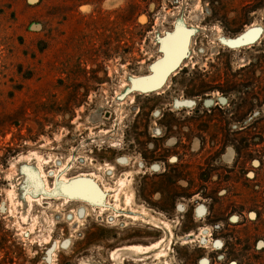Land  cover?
I'll list each match as a JSON object with an SVG mask.
<instances>
[{
    "label": "rangeland",
    "instance_id": "374dc122",
    "mask_svg": "<svg viewBox=\"0 0 264 264\" xmlns=\"http://www.w3.org/2000/svg\"><path fill=\"white\" fill-rule=\"evenodd\" d=\"M247 1L0 0V264H264V65L231 51L258 32L239 47L220 37L229 50L205 24L216 2L223 27ZM177 29L190 31L186 57L161 88L135 89ZM215 82L242 85L231 99L260 114L243 122L176 106ZM126 173L135 221L123 193L113 208ZM83 175L102 205L61 191L62 177ZM163 238L165 257H112Z\"/></svg>",
    "mask_w": 264,
    "mask_h": 264
},
{
    "label": "flooded vegetation",
    "instance_id": "af4514ba",
    "mask_svg": "<svg viewBox=\"0 0 264 264\" xmlns=\"http://www.w3.org/2000/svg\"><path fill=\"white\" fill-rule=\"evenodd\" d=\"M122 1H124V0H122ZM207 5H209V4H207ZM186 6H187V4H186ZM220 7H221L220 3L216 2L212 8L208 9V12H209L208 17H211V19H209L207 22H205L204 17L199 19L198 15H202L203 14L202 11L197 12V16H193V17H195L194 19L196 21H199V23L204 21L206 25H211L213 23H217L215 25L213 24L211 27V28H213V30L215 32L212 35L217 34V37H215V41L220 43V45H222L225 49H229V48L224 46L221 43L220 37H224V38L231 39V40H237L241 35L246 33L248 30H253V29L258 30V35H257V38H256L254 43H251L250 45L242 47V48L238 49L237 51H234L231 49H229V50H231L233 53H235V55H236V53H238L239 55L240 54H247L249 57H251V56L253 57V55L259 56L260 64L263 67V65H264L263 64V62H264V0H249L245 4H243L240 8L234 7L233 11L231 13V20L229 22L225 23V25L223 27H219L220 24H223V23L220 22L219 19H217V14L220 15ZM218 10H219V12H218ZM186 13H188L187 7H185L183 9V12H182L183 18L186 17ZM258 22L260 24H258ZM177 25H179V23ZM216 25H219V26H216ZM200 28H201L202 32L207 31V29H205L206 27H204V28L200 27ZM187 29L193 30L195 33L194 29H190V28H187ZM202 35H203L204 39L210 40L209 35H207V34H202ZM190 44H191V39H190ZM217 52L218 51H215V53H217ZM203 53H204V51H203ZM193 55H194V52H193V49H191V45H190L189 57L186 59H191ZM217 55H220V53L218 52ZM244 59H245V57H244ZM242 61H245V60H242ZM254 62L257 63L258 59H255L254 61L252 59H250L248 61V64L241 66V68H245L246 66H250V68H252V64ZM184 67L186 68L187 66L184 65ZM164 87H166V86H164ZM167 88H169V86ZM241 88H243V86L238 84L237 82L209 83V87H207V89L209 90L208 93L202 94V96H204V98L197 96V97L192 98L194 100H190V101L184 99L182 101H177L176 106H179L180 102H184L185 104L187 103L190 106H187V105H181V106L188 107L191 109H195V115H194L195 117H199L200 115L204 114L203 112H200V108H203V109L207 108L209 110L210 109L212 110V111L208 110V112H207L208 114H211L212 112L218 113L219 118H221V116L223 115L225 117V119H227V120H229L230 117H232V118H234V120H236L238 117V118H240L241 121L244 122L246 120L252 119L254 116H258L260 113L254 114L253 110H251L252 105L248 104L249 101L247 99L241 98V99H236V101H233V99H231V94L234 93L237 89H241ZM244 89L247 90L248 88L245 87ZM219 90H226V91L220 92ZM227 90H230V91H227ZM215 91H216V97H215ZM239 94L244 95L243 92H241ZM256 102H257V100H256ZM231 110H233V112H231ZM226 111H227V113H226ZM219 112H222V113H219ZM227 114H228V118H226ZM242 114H243V116H241ZM158 117H159V115H158ZM161 117H163V115H161ZM212 117H213V115H212ZM186 126H187V124H186ZM243 129H245V128H242L240 131H242ZM157 131H159V130H157ZM185 132H188V131L186 130ZM159 134H160V131H159ZM177 144H178V141H176V143H174L173 146H175ZM165 159L168 162L169 157L165 158ZM155 168L158 169V166L153 167V170L157 171V169H155ZM188 186H189V184H188ZM195 197H197V196H195ZM178 209H179V211H183L182 206L178 207ZM200 209H203V207L198 208V210H200ZM198 210H197V212H198ZM217 244H220V243L217 242Z\"/></svg>",
    "mask_w": 264,
    "mask_h": 264
},
{
    "label": "bare ground",
    "instance_id": "6f19581e",
    "mask_svg": "<svg viewBox=\"0 0 264 264\" xmlns=\"http://www.w3.org/2000/svg\"><path fill=\"white\" fill-rule=\"evenodd\" d=\"M109 7L110 6H108V8ZM257 32L258 31L254 30V29L248 30L246 33L241 35L237 40L226 39V40H223V42H224V44H227L230 47H239L240 45H243V44L246 45V43H249L253 39H255ZM189 39H190V31H187L184 29H177L174 33L168 34V36L166 38H164L163 42H162L161 51L163 53V57L151 66V72H152L151 75L148 77H144V78L139 79L133 85L134 88L139 89V90L144 91V92L155 91V90L161 88L164 85L165 81L167 80L170 72L178 65L179 62H181L186 57V55L189 51ZM227 158H225V159H227ZM41 163H44V162H41ZM123 164H124V162H123ZM39 171H40V169H39ZM40 174H42V172H40ZM93 175L95 176V174H93ZM131 175H132L131 173H126V174H124V176L122 178H120L118 180V184H117L118 188L115 190L114 197H113V198H115V203L113 204V208H115L116 210H119V199H120L119 195H120V193H123L124 198H125L124 202H125L126 206L130 208V213L128 214V216L132 215V217L134 219L132 217H131V219L135 221L136 219L138 220L139 215L136 214V212L133 210V208L131 206L132 201L134 199L133 192H130L128 194L124 193V190L129 186L130 182L132 181ZM85 176L83 175L82 178L73 179L71 181H67V179H65V176H64V178L62 177L60 179L62 182L61 191L69 199L85 201L87 203L95 204V205H102L105 193L99 188L98 184L95 182L94 179H92L91 177L87 178ZM45 177H46V175H45ZM95 178H97V177H95ZM68 180H70V179H68ZM99 181H100V179H99ZM109 189L110 188H108L107 190H109ZM49 190H50V188H49ZM111 190H112V188H111ZM26 199H27L28 203L31 201H34V200H32V197L29 195L26 196ZM34 202H36V201H34ZM37 202H39V201H37ZM71 202H69V204ZM82 203H84V202H82ZM64 204L66 205V203H64ZM120 205H121V202H120ZM105 210H107V209H105ZM105 210H103V211H105ZM103 211H101V212H103ZM116 214H118V212ZM142 214L146 215V211H142ZM78 215H79V218L76 216L75 217H76V220L79 221L80 219H82L83 213L80 212ZM84 217H85V215H84ZM128 219H129V217H128ZM152 222L154 223L153 220H152ZM162 226H163V228H165V234L168 235L169 238H171V231H170L169 225L167 223L163 222ZM155 227H158V226L155 225ZM165 241H166V239L163 238L159 242H157L155 245L152 244L153 246L151 245V248H149V249L147 246H146L147 249H143V247L141 248V247L135 246V247H131V248L125 249V250L124 249L119 250V251H116L112 255V257L115 260L121 256L126 255V254H128V255H145L146 253L148 254V252H151V251L155 252L157 258H159L161 256L165 257L166 256V250L162 249V251L157 252L158 250H161L160 247ZM66 245H67V242H65V246ZM113 258H112V260H113Z\"/></svg>",
    "mask_w": 264,
    "mask_h": 264
},
{
    "label": "water",
    "instance_id": "95a60500",
    "mask_svg": "<svg viewBox=\"0 0 264 264\" xmlns=\"http://www.w3.org/2000/svg\"><path fill=\"white\" fill-rule=\"evenodd\" d=\"M62 197H64V196H62Z\"/></svg>",
    "mask_w": 264,
    "mask_h": 264
}]
</instances>
